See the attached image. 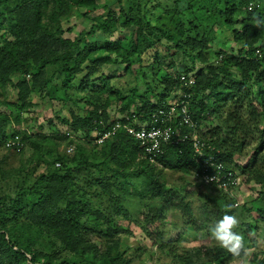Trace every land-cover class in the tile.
Masks as SVG:
<instances>
[{
  "label": "trees",
  "instance_id": "obj_1",
  "mask_svg": "<svg viewBox=\"0 0 264 264\" xmlns=\"http://www.w3.org/2000/svg\"><path fill=\"white\" fill-rule=\"evenodd\" d=\"M249 1L174 0L176 8L168 23L157 27L139 13L121 7L117 14L110 4L96 0H0V22L9 35L0 38V104L5 107L0 110V144L19 134L24 146L18 151L7 149L20 153L28 143L34 151L29 161L37 160L42 166L37 173L18 177L13 192L0 195V264H130L128 229L118 222V218H131L124 204L126 194L138 202V225L169 264H229L244 257L243 246L234 256L218 241L180 247L181 236L169 227V211H178L183 223L195 231H214L225 215L234 216L233 198L220 188L189 180L190 186L214 190L212 195L165 182L162 168L189 177L197 168L189 140L166 145L153 162L123 128L100 144L86 138L96 124L107 128L113 122L107 108L113 101L119 113H134L145 120L175 93L176 77L165 75L156 86L146 78L147 65L142 64L143 54L165 37L168 46L203 64L193 72L195 84L187 91L199 136L212 147L207 151L234 165L243 183L259 186L250 206L244 207L256 216L238 224L241 232L237 227L231 231L242 237L243 245L248 232L264 228V0H258L252 10L246 8ZM100 8L103 11L87 30L64 36L61 19L70 11L85 16ZM130 25L134 28L122 36L124 40L87 39L96 31L110 36ZM217 27H227L239 46L237 53L217 52L213 62ZM119 63L136 76L126 94L113 86L115 75L102 69ZM149 68L156 77L155 64ZM7 85L16 90L13 100L5 94ZM34 95L65 109L55 117L76 136L72 154L66 151L72 141L58 127L51 133L36 130L33 124L26 130L12 127L33 106ZM48 124L56 127L52 119ZM247 137L256 143L246 162L239 163ZM261 254L256 264H264V250Z\"/></svg>",
  "mask_w": 264,
  "mask_h": 264
},
{
  "label": "rangeland",
  "instance_id": "obj_2",
  "mask_svg": "<svg viewBox=\"0 0 264 264\" xmlns=\"http://www.w3.org/2000/svg\"><path fill=\"white\" fill-rule=\"evenodd\" d=\"M258 1V0H252ZM99 4H110L111 8L117 13H120L121 7L125 12L131 14H137L144 16L149 19L150 22L157 27L166 25L169 21L171 14L175 11L174 0H96ZM259 2V1H258ZM84 8H79V11ZM103 9L90 11L87 15L83 16L77 13L75 9L70 11L65 17L61 19V24L64 28V36L74 37L82 30H87L90 24L93 22V17L101 13ZM188 15V14H187ZM185 18V17H184ZM236 27L240 24L236 23ZM134 25L127 26L125 28H119L113 31L110 36H106L102 31H96L93 35L87 39L91 42L113 41L121 39L122 36L128 35ZM216 38L212 46L211 61L218 57L217 52L222 53H237L238 43L232 38V34L227 27H217ZM9 38L7 32H5L2 23L0 22V38ZM169 41L165 37L155 41V45L146 54L142 56V64L147 65L145 67L148 80H154V85L158 86L164 78V76L175 77L179 71L196 72L203 64L196 59H191L189 55L177 50L174 47L168 46ZM155 64L156 66V77H153V71L149 68V65ZM173 64V65H171ZM125 63L119 64H105L102 69L109 75H115L112 78V84L115 87L120 88L122 94H126L136 83V76L134 73L125 72ZM154 78V79H153ZM144 83L141 82L140 87ZM16 90L10 85L5 86V94L10 100L15 98ZM34 104L30 109L25 110L21 114V118L18 124H14L12 127L25 128L28 124H33L36 130L42 132L51 133L58 127L59 133L65 130L64 126L57 123L55 117L56 113L63 114L65 109H60L58 103H52L39 99L37 95L32 98ZM70 106V105H69ZM79 106H84V103H80ZM118 104L114 101L107 107L110 114V118H115L119 115L117 111ZM0 110H5L3 104H0ZM82 113V111H80ZM48 119H52L56 123V127L48 124ZM55 128V129H54ZM65 141V140H64ZM246 145L237 157V162L245 163L252 153L253 146L256 143L253 137H247ZM34 153L33 148L27 143L23 152L16 153L0 144V195L4 192H13L15 183L18 177L22 174L37 173L41 170L42 166L37 163V160L29 161L32 154ZM73 153V152H72ZM70 153V154H72ZM264 165V164H263ZM160 167V166H159ZM162 173L167 185H187V188L192 187L195 189H201L207 193L213 195L214 190H210L208 187L190 186V179L188 174H184L179 171H174L168 168H162ZM132 181L134 179H131ZM195 183V182H194ZM191 188V189H192ZM114 190H116L114 188ZM259 186L253 182L243 183L229 196L233 198L231 207L234 211V216L238 220V224L243 221L251 220L252 217L256 216L255 211H246L244 207L250 206V199L258 194ZM237 201L238 204L234 205ZM124 204L130 209L131 218H118V222L128 229L127 235H125L126 242L129 244L128 256L131 258L130 264H169V259L164 253H160L151 244V240L145 236L141 227L138 225L137 217H139V204L133 198H130L126 194ZM169 227L174 228V235H180L178 238V246L183 248H189L193 246H207L216 242L213 235L214 231L208 232L205 229L195 231L191 227L186 226L183 223V219L180 217L178 211H169L168 214ZM237 230L241 232L239 225L236 226ZM177 232V233H176ZM247 241L243 243L244 257L237 258L231 261L229 264H256L257 257H261V252L264 250V228H259L254 234L248 232L246 234ZM91 238L98 242L101 240L92 235ZM136 250V248H138ZM246 253V254H245Z\"/></svg>",
  "mask_w": 264,
  "mask_h": 264
},
{
  "label": "built area",
  "instance_id": "obj_3",
  "mask_svg": "<svg viewBox=\"0 0 264 264\" xmlns=\"http://www.w3.org/2000/svg\"><path fill=\"white\" fill-rule=\"evenodd\" d=\"M254 6H258V3L251 0L246 8L252 10ZM175 77L179 81V87L162 106L151 111L147 119L139 120L134 113L131 115L119 113L118 116L112 118L113 122L107 128L98 127L96 124L86 139L100 144L111 139L117 129L123 128L137 141L142 155L153 162H157V158L165 152L166 145H178L189 140L194 158L198 163L197 168L191 174L194 182L217 187L232 194L242 182L241 174L234 165L226 163L207 151L212 147L200 138L199 125L192 118L189 110L191 92L187 91V88L195 84L193 72L179 71ZM95 122L97 123V121ZM98 124H103V121L98 120ZM61 134L65 136L66 140L72 141L68 142L66 151L74 152L73 142L76 140V136L67 129ZM4 146L18 151L24 146V142L16 133L7 138ZM237 204L238 202L235 201L234 205Z\"/></svg>",
  "mask_w": 264,
  "mask_h": 264
},
{
  "label": "clouds",
  "instance_id": "obj_4",
  "mask_svg": "<svg viewBox=\"0 0 264 264\" xmlns=\"http://www.w3.org/2000/svg\"><path fill=\"white\" fill-rule=\"evenodd\" d=\"M238 225V220L234 216L225 215L222 220L218 222V227L214 230L213 235L220 246L227 249L234 256L240 255L242 247V237L233 234L231 229ZM246 254V253H245Z\"/></svg>",
  "mask_w": 264,
  "mask_h": 264
}]
</instances>
